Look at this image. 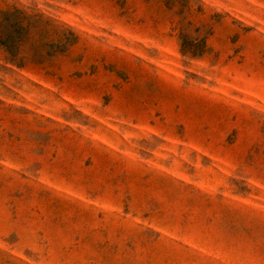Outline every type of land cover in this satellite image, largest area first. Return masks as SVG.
Wrapping results in <instances>:
<instances>
[{
    "label": "rangeland",
    "instance_id": "rangeland-1",
    "mask_svg": "<svg viewBox=\"0 0 264 264\" xmlns=\"http://www.w3.org/2000/svg\"><path fill=\"white\" fill-rule=\"evenodd\" d=\"M0 264H264V0H0Z\"/></svg>",
    "mask_w": 264,
    "mask_h": 264
}]
</instances>
